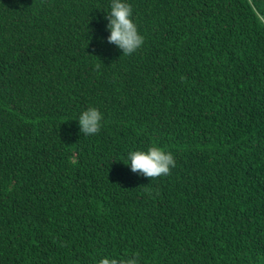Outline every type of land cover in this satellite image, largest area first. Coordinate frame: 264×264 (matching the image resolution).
Segmentation results:
<instances>
[{"label":"trees","instance_id":"16d2710c","mask_svg":"<svg viewBox=\"0 0 264 264\" xmlns=\"http://www.w3.org/2000/svg\"><path fill=\"white\" fill-rule=\"evenodd\" d=\"M123 2L0 0V264H264V0Z\"/></svg>","mask_w":264,"mask_h":264},{"label":"clouds","instance_id":"9594fccd","mask_svg":"<svg viewBox=\"0 0 264 264\" xmlns=\"http://www.w3.org/2000/svg\"><path fill=\"white\" fill-rule=\"evenodd\" d=\"M132 8L123 0H111V10L106 19L107 38L109 44H114L125 56H131L143 44L144 38L138 32L137 25L132 20ZM102 114L96 108L84 111L78 119L80 133L86 136L97 134L101 129ZM128 165L131 170L145 178L155 179L171 174V169L176 167L174 156L162 148L153 145L147 151H132L128 154ZM146 191H149L145 187ZM138 255V254H137ZM99 264H138V259H102Z\"/></svg>","mask_w":264,"mask_h":264}]
</instances>
